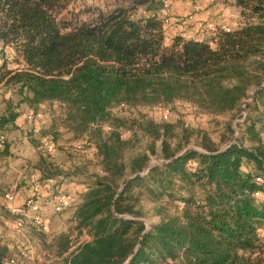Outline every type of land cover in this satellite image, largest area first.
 <instances>
[{"label": "trees", "instance_id": "obj_1", "mask_svg": "<svg viewBox=\"0 0 264 264\" xmlns=\"http://www.w3.org/2000/svg\"><path fill=\"white\" fill-rule=\"evenodd\" d=\"M233 1L236 24L199 38L165 27V0H0V83L11 90L0 127L44 103L93 151L73 149L79 166L40 158L25 172L54 180L50 195L77 177L85 188L63 212L68 231L27 221L42 238L33 260L27 238L0 233V264H264V0ZM176 102L209 114L244 104L242 133L179 151L187 139L146 113ZM10 214L1 202L0 219ZM75 231L90 239L69 250Z\"/></svg>", "mask_w": 264, "mask_h": 264}, {"label": "rangeland", "instance_id": "obj_2", "mask_svg": "<svg viewBox=\"0 0 264 264\" xmlns=\"http://www.w3.org/2000/svg\"><path fill=\"white\" fill-rule=\"evenodd\" d=\"M91 1L93 0H88V2ZM165 2L167 7L165 6L163 10L167 12V17L169 19V23L165 25V27L169 28L172 33H186L188 37H211L212 34L208 27L209 22H214L217 26L218 22L224 21V19L235 20L234 16L238 14V8L235 7L233 0H165ZM199 4L200 9H194V6ZM140 13H142V10H140ZM190 15H193V18L183 29L178 30L176 28L178 20L187 18ZM8 56L10 65L16 67L17 63L13 59L16 57L15 51H10ZM10 92L11 90L5 85L2 86V91L0 92V117L6 106L5 98H7ZM250 93L252 92L250 91ZM248 100H250V98L245 99L244 102ZM14 102H16V99H14ZM27 108L28 107L24 104L19 108L20 119L16 128L11 126L6 128L0 127L6 132L8 137L7 151L0 152V186H5V192H10L13 199L17 196V193L19 196H23L20 200V204L23 202L21 205H24L25 201L29 198H33L35 202L38 200L36 207H34V204V206L30 208V211L34 213L35 209L40 210L39 205L48 206L42 205L43 199H45L46 196L42 194L38 195V191L32 188L30 184H20V173L29 172L31 168L33 170L35 164L40 162V158L45 159L49 163L50 160H55V162L66 164V166L69 167L71 164L70 161L64 159H68V156L72 157L77 162V165H81L83 156L73 150L75 140H73V136L68 131H65L62 125L64 115H62L60 111H57V114L56 111H50L48 108H44V116L39 120L30 122L26 119ZM146 113L157 122L164 121L171 124V131H173V134L180 135L187 139V142L184 141L183 143L182 141V148L179 151H183V149L188 147L202 151L203 148L201 145L206 142L225 148L228 143L236 141L242 133L241 123L244 120L246 109L245 105L242 104L240 111L234 110L224 114H209L203 113V111L187 103L176 102L168 107L156 106L147 108ZM49 139H51L56 146L54 152L51 154L44 148L46 141ZM147 144L148 139L142 138V146L145 147ZM156 146L160 149L159 140L156 142ZM66 149H70V152H67ZM160 160L161 159L156 156H152L150 163L152 164ZM89 169L93 170V167L89 165ZM41 180L40 184H42V188L48 191V182L44 181V179ZM79 180L81 181L84 179H82V177H77L78 182H80ZM78 182L71 187L74 188L75 186L82 185L78 184ZM69 183L71 182L65 183V187L70 190L71 187L67 186ZM83 188H85L84 185L80 187V189ZM75 192L77 194V190ZM3 197L4 192L0 193V199L2 201ZM2 201H0V203ZM48 210H50V208L47 207L45 211L47 212ZM18 217L20 216L11 212L9 216H4V219H0V233L14 240L8 242H15V240L21 241L23 238H27L29 240L28 244L22 247H26L29 254L31 252V254L34 255L38 248L41 249V246L38 247L36 245V243H38L37 240L42 239L41 235L38 232L32 231L31 233L33 235L30 238L28 232L29 230L31 231V228H26L27 225L30 226L27 222L28 220L24 219V227L19 228L16 224ZM145 220L149 225L153 218H145ZM50 224V229L47 234L69 230L68 218L63 219L59 215H52ZM80 235L81 234L76 231L72 234V244H75L76 241L78 242ZM262 236H264V230H262Z\"/></svg>", "mask_w": 264, "mask_h": 264}, {"label": "built area", "instance_id": "obj_3", "mask_svg": "<svg viewBox=\"0 0 264 264\" xmlns=\"http://www.w3.org/2000/svg\"><path fill=\"white\" fill-rule=\"evenodd\" d=\"M196 10H198L199 8L196 7ZM163 12V17H164V23L165 25H167L169 23V19L167 17V12L165 10L162 11ZM193 18V15H190L187 18H182L180 20H178V23L176 25V28L179 29H183L184 26H186V24ZM208 27L210 29V32L212 34V36H216L217 32H218V28L216 26V24H214L213 22H209L208 23ZM2 83H0V92L2 91ZM44 116V107L42 106V104H39L38 107L36 108H31L27 111L26 113V119L28 121H35V120H39ZM129 134V131L126 130L123 132L122 136L126 137ZM8 142V137L6 132H4L2 129H0V151L4 150L6 145ZM45 150L48 153H52L54 152L56 146L55 143L49 139L46 141L45 143ZM73 148L77 151H82V152H86L89 155H92L93 151L92 148H88L85 149L84 148V143L82 141H77L73 144ZM61 168H63V164L59 165ZM20 180H25L28 182V184L31 185L32 188H34L36 191L41 190L42 188V184H40V181L35 177H28V175L24 172L20 174ZM74 185L73 182L70 183V185L68 186H72ZM255 196L257 198H260L261 193L260 192H256ZM78 195L76 194V192H72L69 189H62L60 192H58L57 194L54 195L53 198V208H52V214L53 215H61L65 209L70 208L71 206L74 205V203L77 200ZM13 201V196L10 192H5L4 197H3V202L5 207L11 211L14 214H17L18 217L16 220V224L19 228H23L24 227V219L30 221L38 230L43 231V232H49L50 229V222L48 220L47 217H44L42 215H39L37 213H32L30 211V208H32L34 206V200L33 198H29L28 200L25 201L24 205L22 206H15L12 203ZM81 242H75V244H72V246L70 247L69 250H73L76 246H78V244H80ZM22 253L27 256L29 258H31L32 260L34 259V255L30 254L27 252L22 251ZM4 264H18L17 259L14 257L8 258ZM164 264H171V263H164Z\"/></svg>", "mask_w": 264, "mask_h": 264}, {"label": "crops", "instance_id": "obj_4", "mask_svg": "<svg viewBox=\"0 0 264 264\" xmlns=\"http://www.w3.org/2000/svg\"><path fill=\"white\" fill-rule=\"evenodd\" d=\"M196 7H198L199 9H200V4L199 5H197V6H194V9L196 8ZM235 17V16H234ZM214 23V22H213ZM221 23V24H220ZM214 24H216V23H214ZM234 24H236L235 23V21L234 20H231V19H229V20H226V19H224V21H220V22H218V24H217V26L219 27V26H221V27H230V26H232V25H234ZM7 97H8V95H7ZM42 106L43 107H45V104L44 103H42ZM38 107V106H37ZM31 108H33V107H28L27 108V110H29V109H31ZM19 119H20V115H19V117L17 118V120H16V125H17V123H18V121H19ZM21 174V173H20ZM34 175H35V177H40V173H39V171L38 170H36L35 172H34ZM20 178V177H19ZM53 183H54V180H51V183L49 184V186H48V191H45L44 190V188H42V190H39L38 192H37V194L39 195V194H42L43 196H46L45 197V199H43V202H42V205H48V206H41V205H39V209L41 210H36L35 209V213H37V214H39V215H42V216H44V217H47L48 218V220H49V222H51V219H52V208H53V198H54V195H50L51 194V187H52V185H53ZM81 186H83V185H78V186H75L74 188L73 187H71V191L72 192H75L76 190H79L80 189V187ZM23 196H19L18 195V193H17V196H15L14 197V199H13V201H12V203H13V205H15V206H22L21 204L23 203H21L20 204V200H21V198H22ZM0 201H2L1 199H0ZM37 201L38 200H36V202L34 201V204H35V206L34 207H36V203H37ZM2 203H3V201H2ZM50 208V210H48L47 212L45 211V209L46 208ZM67 213L68 212H65V213H62L61 215H59L60 217H62L63 219L65 218H67ZM51 225V224H50ZM80 239L78 240V242H82V241H85V240H88V239H90V237L84 232V233H82L81 235H80V237H79Z\"/></svg>", "mask_w": 264, "mask_h": 264}, {"label": "water", "instance_id": "obj_5", "mask_svg": "<svg viewBox=\"0 0 264 264\" xmlns=\"http://www.w3.org/2000/svg\"><path fill=\"white\" fill-rule=\"evenodd\" d=\"M150 166L147 167V169L149 168ZM135 253V251L133 252V254ZM129 262V259L125 262V264H127Z\"/></svg>", "mask_w": 264, "mask_h": 264}]
</instances>
